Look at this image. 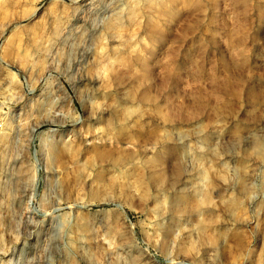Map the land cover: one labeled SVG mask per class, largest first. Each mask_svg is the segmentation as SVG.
Here are the masks:
<instances>
[{"label": "rangeland", "instance_id": "374dc122", "mask_svg": "<svg viewBox=\"0 0 264 264\" xmlns=\"http://www.w3.org/2000/svg\"><path fill=\"white\" fill-rule=\"evenodd\" d=\"M0 264H264V0H0Z\"/></svg>", "mask_w": 264, "mask_h": 264}]
</instances>
